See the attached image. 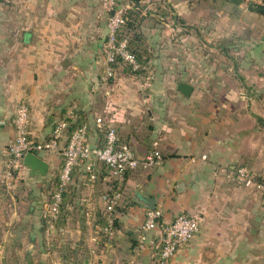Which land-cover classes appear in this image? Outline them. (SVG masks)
<instances>
[{
	"label": "crops",
	"instance_id": "obj_1",
	"mask_svg": "<svg viewBox=\"0 0 264 264\" xmlns=\"http://www.w3.org/2000/svg\"><path fill=\"white\" fill-rule=\"evenodd\" d=\"M7 1L8 13L0 7V250L25 245V254L36 255L41 264H69V259L155 264L149 241L158 229L143 228L150 207L136 199L139 193L153 198L151 206L161 211L159 222L179 213L204 214L199 230L175 253L172 264H264V194L233 175L239 164L264 174V36L259 35L264 24L256 23L263 15L250 10L248 0L221 1L218 36L233 37V44L224 43L220 65L231 67L226 58L234 53L236 80L232 86L219 81L221 92L213 103L216 92L208 91L209 86L192 83L188 96L177 89L179 81L190 82L177 78L167 54V47L175 45L177 24L166 27L155 13L145 12L152 3L167 5L166 15L187 18L178 5L191 0H143L144 71L135 74L119 65L111 81L102 70L108 32L102 0ZM21 102L28 105L31 136L37 140L46 139L57 121L71 117L86 121L88 141L98 144L95 116L105 114L137 156L142 158L157 141L159 160L131 170L121 184L124 195L111 232L104 230V221L113 182L100 162L95 179L76 165L49 235L45 212L62 155L37 152L48 162L46 175L33 182L23 164L11 187L6 185L7 145L15 135ZM67 247L75 251L68 255Z\"/></svg>",
	"mask_w": 264,
	"mask_h": 264
},
{
	"label": "built area",
	"instance_id": "obj_2",
	"mask_svg": "<svg viewBox=\"0 0 264 264\" xmlns=\"http://www.w3.org/2000/svg\"><path fill=\"white\" fill-rule=\"evenodd\" d=\"M102 7L110 12L107 21L108 32L103 42V78L114 76L117 72L113 64L118 58L128 63L133 69L140 66L135 54L128 49V39L123 36L118 38V30L125 22V12L128 6L117 5L116 0H102ZM96 126L104 131V142L102 145L91 144L87 139L88 126L83 123L74 128L63 141V131L67 127V121H57L49 134V137L37 140L31 136L29 128V108L25 102L19 103L14 116L15 135L7 145L8 157L5 162L4 174L6 185L11 187L15 177L13 171L23 167L22 158L26 152L37 153L39 151L59 152L62 155V165L59 172V186L53 191L47 204L45 217L47 220L46 234L54 227L55 220L61 215L63 205V191L71 180V175L78 164L84 166L87 176L95 179L97 176V163L100 162L108 170L109 179L112 180V192L106 199V221L104 230L111 232L113 228V217L116 216L117 205H121L124 191L121 182L127 170L138 167H150L160 158L157 141L154 147L147 151L141 158L136 155L129 144L121 141L117 131L107 121L104 114L95 116ZM253 169L245 164H239L233 169L236 180L254 190L264 194V174L257 178ZM161 211L148 208L145 214L143 228L158 229L157 235L150 239L149 243L156 251L155 264H172L175 253L183 247L199 230L204 220L201 211L190 213H179L168 222H159ZM50 237V236H49ZM50 239V238H49Z\"/></svg>",
	"mask_w": 264,
	"mask_h": 264
},
{
	"label": "rangeland",
	"instance_id": "obj_3",
	"mask_svg": "<svg viewBox=\"0 0 264 264\" xmlns=\"http://www.w3.org/2000/svg\"><path fill=\"white\" fill-rule=\"evenodd\" d=\"M221 1L191 0V3H188V5H178L181 15L188 13L189 17L182 18L178 15L175 18L176 20L173 17L171 18L169 14L166 15L167 11H169V6L167 5L152 3L146 8L152 14L155 13L157 19L166 27H170L174 23L179 24V26H174L172 34L173 38L171 42H174L175 45L171 48L167 47V54L173 59L172 69L178 74L177 78L186 79L198 88L209 86L208 91L216 92L213 97V103L218 101V91L221 90L218 87V82L225 80L227 85L232 86L236 80L233 67L234 53H231L230 57L227 56L226 58L231 67L223 70L220 65V61L223 59L221 51L223 50V45H225L224 43L226 45L233 44V37L227 36L223 40L219 38L221 36H218L217 16L218 12L223 9ZM0 3L1 11L8 13V1L0 0ZM120 3L125 6H131L132 4L131 1H120ZM146 3L141 0L142 7ZM143 11H145V8H143ZM256 23L258 27L261 24L263 25V16L257 18ZM170 33L167 32V35L170 36ZM259 35L264 36L262 33ZM199 104L202 106V102ZM25 249V245L8 244L4 251L0 250V264H41L43 262H40L36 255L27 256L24 252ZM50 263L56 264V261L51 260Z\"/></svg>",
	"mask_w": 264,
	"mask_h": 264
},
{
	"label": "trees",
	"instance_id": "obj_4",
	"mask_svg": "<svg viewBox=\"0 0 264 264\" xmlns=\"http://www.w3.org/2000/svg\"><path fill=\"white\" fill-rule=\"evenodd\" d=\"M131 1V6H128L126 8V12H125V22L124 24L121 26V28L118 30V38H122L123 36L127 37L128 39V49L133 52L138 60V62L140 63V66L136 69H133L128 63L122 61L120 58H118L117 62H115L113 64V67H115V70L118 68L119 65H124V70H128L132 73L138 74V73H143L145 66L143 65L144 61L146 60L145 58V46L142 45L143 42V37L140 35V25H141V21L144 17L143 14V7L141 5V0H130ZM228 2H231L233 4H239L241 2H243L244 0H225ZM116 4L117 5H122V3H120L119 0H116ZM247 7L256 12L257 14L263 15L264 16V0H248V4ZM107 11V10H106ZM147 12V10L145 11ZM108 13V17L110 15V12L107 11ZM179 26V24L177 25ZM107 36V34H106ZM106 36L104 37V40L106 39ZM103 40V42H104ZM143 62V63H142ZM117 73V72H116ZM116 76V74L114 76H109L106 80L111 81L114 77ZM105 115V114H104ZM106 116V115H105ZM107 121L109 122V118L106 116ZM64 120L67 121V127L66 129L63 131V141H61V143H64L66 141V138L68 137V135L71 133V131L76 128L77 126L85 123L87 124L86 121H82V120H75L73 121L71 117H64L62 118ZM88 126V124H87ZM51 131V130H50ZM50 134V132H49ZM49 134L47 136V138L49 137ZM98 134L100 136L101 142L98 143L97 145H102L104 142V131L103 130H98ZM118 134V133H117ZM119 136V135H118ZM120 139V137H119ZM121 140V139H120ZM122 141V140H121ZM124 142V141H123ZM63 161V160H62ZM62 165V164H61ZM104 166V164H102ZM131 170H127L125 172V177L127 176V174L130 172ZM17 171H13L14 175H16ZM124 177V179H125ZM257 178L260 177V174L256 175ZM16 178V176L14 177ZM124 183V180L121 182V184ZM59 186V179L58 177L53 180L50 183V188H49V199L47 200V202L50 200L53 191ZM122 187V186H121ZM122 189V188H121ZM68 192V189L64 190L62 195H63V199H64V195L65 193ZM120 205H117L115 207V209H118ZM61 215H59L58 218H60ZM175 217V216H174ZM58 218L55 220V222L58 220ZM115 220H116V216L113 217V227L115 226ZM106 217H105V221L104 224H106ZM44 229L47 226V222L45 221L44 223ZM74 247H67L66 249V253L72 254L75 250L73 249ZM70 261L68 262L69 264H82V259L80 260H76V259H69Z\"/></svg>",
	"mask_w": 264,
	"mask_h": 264
},
{
	"label": "water",
	"instance_id": "obj_5",
	"mask_svg": "<svg viewBox=\"0 0 264 264\" xmlns=\"http://www.w3.org/2000/svg\"><path fill=\"white\" fill-rule=\"evenodd\" d=\"M177 89L184 95L188 96L193 90V84L187 81H179L177 83ZM49 120L52 121L51 115H49ZM22 162L28 171V177L33 182L39 181L42 177L46 175L48 171V162L41 158L37 153L31 151L26 152L23 155ZM136 199L144 203L145 206L153 208V206H151L153 198L145 199L144 196L140 195L139 193H136ZM85 264H87V261H85Z\"/></svg>",
	"mask_w": 264,
	"mask_h": 264
}]
</instances>
